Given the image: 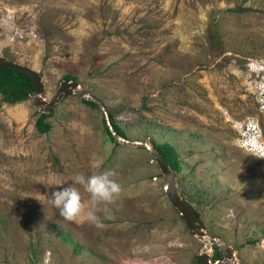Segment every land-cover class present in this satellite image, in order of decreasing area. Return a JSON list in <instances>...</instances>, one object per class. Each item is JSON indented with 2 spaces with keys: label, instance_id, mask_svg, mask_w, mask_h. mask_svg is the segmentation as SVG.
<instances>
[{
  "label": "rangeland",
  "instance_id": "rangeland-1",
  "mask_svg": "<svg viewBox=\"0 0 264 264\" xmlns=\"http://www.w3.org/2000/svg\"><path fill=\"white\" fill-rule=\"evenodd\" d=\"M0 57L37 70L46 100L68 73L105 109L60 94L39 132L31 97L0 95V264H200L205 243L220 257L169 202L147 150L110 138L104 113L127 140L170 143L183 197L234 264H264V158L238 141L251 122L264 145V0H0ZM107 170L123 192L101 227L47 203L54 180Z\"/></svg>",
  "mask_w": 264,
  "mask_h": 264
},
{
  "label": "water",
  "instance_id": "water-1",
  "mask_svg": "<svg viewBox=\"0 0 264 264\" xmlns=\"http://www.w3.org/2000/svg\"><path fill=\"white\" fill-rule=\"evenodd\" d=\"M0 66H6L15 69L31 77L33 87L29 93V97H31L32 102L39 108V112H51L54 109L57 103V98L60 94L62 96L75 94L83 98L91 99L97 102L100 107H104L99 99L81 89L78 85V82L72 78L65 77L62 79L52 98L46 100L41 95L43 83L40 73L37 70L4 57H0ZM104 115L105 125L113 140L122 142L124 144L142 146L147 150L149 155L154 158L161 173L166 179L164 190L169 202L179 211L185 224L192 233L209 236L210 241L217 246L218 251L221 253L219 258L210 260L208 253L210 244L205 243L204 250L197 253L194 260L200 264H234V257L232 254L233 249L230 246L224 244L218 238L217 234L204 223L195 207L185 197H183L182 190L176 183L175 171L170 167L167 160L146 140H127L116 134L110 124L107 114L104 113Z\"/></svg>",
  "mask_w": 264,
  "mask_h": 264
},
{
  "label": "clouds",
  "instance_id": "clouds-1",
  "mask_svg": "<svg viewBox=\"0 0 264 264\" xmlns=\"http://www.w3.org/2000/svg\"><path fill=\"white\" fill-rule=\"evenodd\" d=\"M254 71L264 74V63H260ZM242 127H246L252 138L259 141L260 132L256 125L245 122ZM245 150L248 155L264 158V145H248ZM52 186H55V190L48 196L47 203L58 210L64 220L76 224L87 222L96 227L102 226L98 213L108 211L109 206L115 204L123 192L121 184L111 170L93 172L87 176L77 173L71 178V183L57 179L52 182ZM84 192L89 196L87 203ZM41 203L44 204L42 201Z\"/></svg>",
  "mask_w": 264,
  "mask_h": 264
},
{
  "label": "trees",
  "instance_id": "trees-1",
  "mask_svg": "<svg viewBox=\"0 0 264 264\" xmlns=\"http://www.w3.org/2000/svg\"><path fill=\"white\" fill-rule=\"evenodd\" d=\"M64 77L75 78V76L68 73L64 74ZM32 87L33 82L30 76H27L26 74L19 72L15 69L6 66H0V95L2 96V100L4 102L13 104L27 99L29 97V93ZM83 100L94 107L97 106V103L91 99ZM49 114L50 113L46 112L38 113L34 120V127L37 131L45 132L50 128L49 122L44 120V118ZM107 117L115 133L121 137H124L119 127L112 121V116L110 113H107ZM105 131L109 134L106 126ZM109 136L112 139L110 134ZM153 148L157 150L167 160L170 167L174 171L180 170L181 165L178 162L177 156L175 155V150L170 143L164 142L156 144V146L154 145ZM214 248L216 249V246ZM214 253L218 254L217 249L216 251H214Z\"/></svg>",
  "mask_w": 264,
  "mask_h": 264
},
{
  "label": "built area",
  "instance_id": "built-area-1",
  "mask_svg": "<svg viewBox=\"0 0 264 264\" xmlns=\"http://www.w3.org/2000/svg\"><path fill=\"white\" fill-rule=\"evenodd\" d=\"M262 78L259 80L258 84L260 85L258 87V91L257 93L259 94V98H258V103L260 108L264 107V85L261 83H264V74H261ZM239 137H238V141H239V145L241 146H248V145H254V144H258V145H263L261 142H257L255 140H253L252 135L248 132L246 127H242L241 131L239 132ZM245 134H247V137L245 136ZM251 138V140H250Z\"/></svg>",
  "mask_w": 264,
  "mask_h": 264
},
{
  "label": "flooded vegetation",
  "instance_id": "flooded-vegetation-1",
  "mask_svg": "<svg viewBox=\"0 0 264 264\" xmlns=\"http://www.w3.org/2000/svg\"><path fill=\"white\" fill-rule=\"evenodd\" d=\"M221 256V255H220Z\"/></svg>",
  "mask_w": 264,
  "mask_h": 264
}]
</instances>
